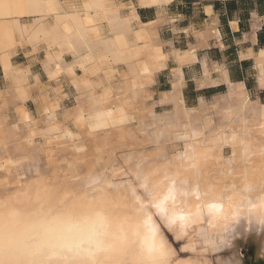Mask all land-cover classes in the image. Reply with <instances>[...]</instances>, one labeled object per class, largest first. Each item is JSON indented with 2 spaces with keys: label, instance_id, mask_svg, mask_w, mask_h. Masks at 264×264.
Masks as SVG:
<instances>
[{
  "label": "bare ground",
  "instance_id": "obj_1",
  "mask_svg": "<svg viewBox=\"0 0 264 264\" xmlns=\"http://www.w3.org/2000/svg\"><path fill=\"white\" fill-rule=\"evenodd\" d=\"M169 1L147 2L158 4ZM5 3V0H0V64L9 85L0 91V100L6 98L7 107L11 99L26 98L30 87L36 86L38 92L48 91L49 107L34 113L28 108L26 100L13 109L3 110L4 106L0 107V151L11 142L18 145L19 149H24V155L27 154L25 150H29V153L35 150L49 158V153L55 148V153L60 149L65 154L64 159L62 157V162L65 160L63 165L68 169L61 173L57 169H37L26 180H20L17 166L21 160L17 156L0 158L3 185L17 181L12 188L0 189V264H174V249L157 224V215L161 212L157 205L171 186L165 174L177 181V188L180 187L179 182H183L188 194L177 191L175 197L167 199L161 207L166 208L168 213L183 208L184 214L189 217L185 234L199 229L204 235L205 246L211 247L205 236L212 239L214 235L212 240L219 242L217 235L221 231L216 226L208 225L205 218H197V213L206 211V205L219 203L218 214L221 215L231 212L244 217L250 212L256 220L264 214L259 189L264 169V116L258 109H254L255 114H251V127L257 135L253 139L249 138L247 129L229 127L233 116L235 119L237 113L246 114L248 106H252L251 103L246 106L238 92L228 100L226 111L222 107L224 114L217 117L208 129L216 130L213 137H216L219 145L232 150L233 155L239 154L238 158L234 156L232 160L239 169L233 166L234 170L237 168L234 172L232 167L231 171L227 169L228 166H218V160L213 158L215 153L212 146L215 143H202L196 140L197 135H191L193 128L198 130V134L206 131H199L208 115L205 110L196 109L188 115L183 109L175 110L172 104L173 126L166 131L185 148L171 163L158 166L153 176H149L152 189L149 190L151 197L146 202L133 185L114 180L118 172H109L111 175L105 177L99 170L105 167V163L113 162L115 150L112 145L115 144L107 143L112 136L110 133L118 131L115 135L121 132L125 134L124 131L129 128L127 126L137 119L135 122L140 123L138 134L141 135L145 131H142V124L151 121L152 114L156 113L155 107L159 105L156 103L153 107V104L164 94H159L156 99L155 91L148 88L163 69L161 65L165 66L168 59V55L163 52V45L158 44L155 38L157 33L152 29L153 25H149L152 31L148 34L145 30L148 26L143 25L134 31L120 24L121 31L116 30L112 37L104 38L96 26L97 16L102 11H112L113 0H19L12 7H7ZM73 3L80 5L74 6ZM28 17L30 21L21 22L22 18ZM88 29L92 33H87ZM32 31L38 38H30L31 42L40 39L48 44L44 62L48 77L46 84L37 75L31 79L28 68L13 66L10 62L16 51V38L22 42ZM128 36H132L133 40L129 41ZM67 52L75 54L74 61L64 62L63 55ZM120 65H124L126 70ZM77 70L82 71V75H78ZM63 75L72 79L78 90L73 106L65 104L69 98L61 88ZM119 77L122 78L120 81L117 80ZM52 81L55 83L53 89L50 88ZM64 111L62 121L60 113ZM122 115L130 119L122 124H114ZM135 115L139 118H135ZM189 123L191 128H186L185 125ZM245 123L247 125L249 122ZM105 124L107 127H95ZM82 135L89 137L88 143L91 141L89 146L92 147L93 155L90 160L80 156L85 154V149H76L84 145ZM115 135L114 139L121 138ZM107 144L111 151L106 154ZM59 146L62 148H57ZM81 150L83 153L76 155ZM26 157L24 160L30 158ZM193 157L196 159L193 160ZM214 163L218 167L211 170V164ZM84 165L85 169L81 167ZM83 169L88 178L82 176ZM69 175L74 178L69 179ZM245 176L251 188L246 189L243 182ZM216 223H222V220ZM253 233L259 242L258 254L264 257V228L255 223H244L235 236L244 237ZM193 246L196 251L195 242L190 249L193 250ZM175 262L196 264L189 260Z\"/></svg>",
  "mask_w": 264,
  "mask_h": 264
},
{
  "label": "crops",
  "instance_id": "obj_2",
  "mask_svg": "<svg viewBox=\"0 0 264 264\" xmlns=\"http://www.w3.org/2000/svg\"><path fill=\"white\" fill-rule=\"evenodd\" d=\"M147 1L113 0L112 11L100 12L96 26L101 30L100 34L104 38H109L116 30H122L120 24L129 26L134 31L139 30L143 25L148 26L149 32L148 27L146 29L143 27L148 34L151 33L150 26L153 25L152 29L156 30L158 37L155 38L158 44L163 45V52L168 55L165 66L155 76L154 83L149 86L150 90L155 91L156 99L159 98V94L172 90V85L176 81L174 70L177 68L185 73L186 83L180 91L186 98V106L189 108L200 109L198 96L208 98L212 92L225 95L229 88L228 84H220L212 89H196L194 81H190L186 73L191 66L194 73L199 75L197 63L189 65L187 58L178 61L169 55V50L179 51L181 54L193 50L197 61H208L211 79H217L221 75L213 67L214 64H219L226 66L230 83L243 81L246 91L251 92L255 86L257 93L260 92L257 61L261 63L260 59H264L260 55L264 51V0H170L158 4L152 2L148 4ZM73 4L75 6L76 3ZM76 5L79 6L80 3ZM128 19L130 21H127ZM25 20L30 21L31 18H22L21 22ZM103 28L106 30L102 31ZM16 39V51L11 56V64L28 68L31 79L37 75L41 82L46 84L48 77L44 62L48 44L41 40L31 42L28 36L24 37L22 42L18 37ZM156 39H154L155 43ZM128 40H133V37L128 36ZM72 55L70 52L64 53V62L74 61L75 54ZM120 67L126 70L124 65ZM77 74L82 75V71L77 70ZM119 78L118 81L122 79ZM8 85L9 81L0 64V91L7 89ZM54 87V81L50 82V88ZM61 88L68 94L69 99L65 104L76 100L78 91L65 75L61 78ZM171 107L172 104L158 105L156 111L159 109L166 111Z\"/></svg>",
  "mask_w": 264,
  "mask_h": 264
},
{
  "label": "rangeland",
  "instance_id": "obj_3",
  "mask_svg": "<svg viewBox=\"0 0 264 264\" xmlns=\"http://www.w3.org/2000/svg\"><path fill=\"white\" fill-rule=\"evenodd\" d=\"M15 1H19V0H5V4L7 5V7H12L14 4H15ZM87 33L89 32L92 33L91 30H87L86 31ZM26 36H28L29 38H38L37 34L34 35L33 31L28 33ZM36 36V37H35ZM40 39H38L37 41H39ZM46 70V69H45ZM47 72V71H46ZM70 80V83L74 85V82L72 79H69ZM154 83V82H153ZM152 83V84H153ZM151 84V85H152ZM150 85V84H149ZM149 88V87H148ZM77 90V89H76ZM13 91V90H12ZM39 89L36 87V86H31L30 87V91L29 93L27 94V97L26 98H13L10 100V102L8 103L7 107H6V98H2L0 101V107L3 108V110H5V108L7 109H13L15 108V106L19 105V104H22V102L24 100H26V103L28 104V108L30 109V111L34 112V113H38L39 110L41 108H44V109H47L49 107V100H48V91L47 90H42L40 92H38ZM78 91V90H77ZM75 103V101L71 102V103H67L66 106H73ZM157 107V106H156ZM156 107H155V112L157 114H159L161 111H165L164 109H159L156 111ZM187 107V106H186ZM249 109L247 110L246 114L244 113H237L235 115V119H234V116H233V121H229V127L230 126H234L235 129H238V128H245L248 130V136L249 138L253 139L255 137H257L256 134H254L253 132V127H251L252 123H250V121H252V116L251 114H255L253 111H254V107L252 106H248ZM189 108V107H188ZM253 110H252V109ZM71 109V108H69ZM194 109H197V108H194ZM68 111V109H66ZM172 110V107L171 109H167L166 111H171ZM199 110V109H197ZM253 112V113H252ZM247 113H250V115L248 114V116L246 117L245 115H247ZM239 114V115H238ZM243 114V116H242ZM64 116H65V111L64 113H60V119L63 121L64 119ZM240 116V117H239ZM245 116V117H244ZM238 117V118H237ZM135 118H139V117H136L135 115ZM241 118V119H240ZM244 118V119H242ZM148 118H146L145 120H147ZM137 120V119H136ZM134 119V121L132 123H130L127 127V130L124 131L125 134H123V132L119 133L120 135H115L118 131H114L116 133H113L111 132L110 134H112V136H110L107 140V143L109 144H115V145H112V148H114L113 150H115V155L113 156V162L112 163H109L108 162V166L106 165V163L103 165L105 167H101V169L99 170V173L103 174V176L105 177H109V175H111L109 172H114V173H117L118 176L117 178H114V180L118 181V183H123V184H128V180L130 179L129 177V173H132L133 175L131 176V179L132 180H135V175L134 173L137 171V169L135 168V163H136V159L137 160H140L142 163H143V171H144V175H145V181H144V186H143V189L142 187H138L136 185H133L135 187V189L137 191H139L141 193V195L143 196L144 200L146 199V202L149 201L150 197H151V192L149 191L150 189H152V185H150L151 183V177L153 176L152 173L157 170V167L158 166H163V165H167L169 163L172 162V160L174 159V157L180 153L181 151L184 150L185 148V145L182 144L179 140H177L174 136L173 138V135H171L172 139L167 143V145L163 148H160V147H157L155 144L151 143L148 139L147 136L145 135H142V133H144L143 130L146 129V126L147 124L150 122V121H145L147 122L145 125L144 123L142 124V131L141 132V135L138 134V126L140 125V123L135 122L136 121ZM139 120V119H138ZM228 119H226L227 121ZM242 120H243V123H242ZM247 120V121H246ZM245 122H249L246 123ZM132 124V126H131ZM243 124V126L241 125ZM249 124V125H248ZM238 125V126H237ZM245 126H248V127H245ZM253 126V125H252ZM140 127V126H139ZM233 127V128H234ZM137 128V132H135ZM250 128V130H249ZM131 129V130H130ZM208 130V131H207ZM205 132H202V134H197V139L196 140H200V142L202 143H207L209 144L210 142L211 143H215L212 147L214 149V152L215 153L213 156L214 159L218 160L217 163L218 166L221 164V165H225L227 167V169L231 170L234 168V167H237L239 169L238 166H234L236 164H234V162H232V160L236 158H238L239 154H235L233 155L231 152L232 150L228 149V148H224L222 147L221 145H219L216 140V137L214 138L213 135H216V130L214 129H207ZM207 132V133H206ZM252 132V133H251ZM129 133L131 135V133L133 135L129 136ZM205 133V134H204ZM211 133V135H210ZM215 133V134H214ZM138 134V135H137ZM252 136H251V135ZM254 134V135H253ZM117 137H121V138H117L114 139V136ZM137 135V136H136ZM208 135H210V137H208ZM124 136V137H123ZM133 136V137H132ZM202 136V138L200 137ZM206 136V137H205ZM87 136H83L82 135V138H83V143L84 145L82 146H77L76 149H85L84 153L85 154H80L81 152L83 153V150H81L79 153H77L76 155L80 154V156H83L82 158L84 160H90L92 158V153L93 151H91L92 147L91 146V141L90 143H88L89 141V137ZM113 137V138H111ZM135 137V138H134ZM86 138V139H85ZM123 138V139H122ZM206 138V139H204ZM209 138V139H208ZM85 139V140H84ZM216 141H214V140ZM115 140V141H114ZM117 140V141H116ZM124 140V141H123ZM127 143H126V141ZM175 140V141H174ZM205 140V141H204ZM210 140V141H209ZM88 141V142H87ZM110 141H113V142H110ZM143 143H142V142ZM145 141V142H144ZM177 141V142H176ZM179 141V142H178ZM209 141V142H208ZM9 142V141H8ZM140 142V143H139ZM137 143V144H136ZM210 143V144H211ZM12 144V145H11ZM14 144V145H13ZM109 144H107V146H105V152L106 154L109 153V151H111V147H109ZM120 144V145H119ZM144 144V145H143ZM9 145V146H8ZM8 145L3 149H1L0 151V158L2 157H6V156H14V157H18L21 161H19V164L17 166L18 168V173L21 175V177H19L20 180H26L28 176L31 175V173L33 174L35 172V170L39 169V170H54V169H57L60 173L64 170H67L68 167L63 165L65 164V160L64 162L63 159H64V156L65 154L62 153V151L60 149H57L58 153H55V150L54 151H50L51 153H49L48 157L49 158H46L47 155L46 154H43L42 155V152L40 151H35L33 150V152H30L29 153V150H25V154L24 155V149H19L18 145H16L15 143H8ZM90 145V146H89ZM124 145V146H123ZM89 146V147H88ZM121 146V147H119ZM127 146V147H126ZM170 146V147H169ZM17 149H16V148ZM62 148V146H59L57 148ZM119 147V148H118ZM118 148V149H117ZM157 148V149H156ZM120 149V150H119ZM180 149V150H179ZM61 152H60V151ZM21 151V152H20ZM56 151V152H57ZM217 153H216V152ZM219 151V152H218ZM39 152V153H38ZM89 154H88V153ZM91 152V153H90ZM166 152V153H165ZM22 153V155H21ZM29 153V154H28ZM55 153V154H53ZM62 153V154H61ZM66 153V152H64ZM87 153V154H86ZM222 153V154H220ZM67 154V153H66ZM167 154V155H166ZM28 155V156H27ZM137 155V156H136ZM143 155V156H142ZM151 155V156H150ZM220 158H219V156ZM233 155V157H232ZM21 156V157H20ZM22 156L23 159H22ZM27 156V157H26ZM30 156L29 159L27 160H24L25 157L28 158ZM88 156V157H87ZM235 156V157H234ZM63 157V159H62ZM140 157V158H139ZM161 157H166V159H161ZM231 157V158H230ZM81 158V157H80ZM86 158V159H85ZM160 158V159H159ZM229 158V159H228ZM62 159V160H60ZM153 159V160H152ZM156 159V160H154ZM160 161H158V160ZM222 159L223 162H222ZM23 160V161H22ZM135 160V161H134ZM220 160V161H219ZM40 162L39 165L37 166V162ZM151 161V163H150ZM155 161V162H154ZM229 161V162H228ZM156 162H158L156 164ZM153 164L152 167L151 165H148V164ZM217 163H214V164H211L212 167L210 168L212 170L215 169V166L217 165ZM67 164V162H66ZM109 164H111L109 166ZM114 164V165H113ZM116 164V165H115ZM156 164V165H155ZM159 164V165H158ZM234 164V165H233ZM81 165V164H80ZM83 165V164H82ZM148 165V167H147ZM210 165V166H211ZM238 165V164H237ZM107 166V167H106ZM150 166V167H149ZM216 166V167H218ZM234 166V167H233ZM85 169V165L84 166H81ZM232 167V169H231ZM107 171H106V169ZM117 168V169H116ZM150 168V169H149ZM152 168V169H151ZM237 168L234 170L237 171ZM83 169V170H84ZM147 169V170H146ZM149 169V170H148ZM82 170V171H83ZM114 170V171H113ZM80 171V173L82 174L84 172V174H82V176L88 178L85 173L86 171L84 170L83 172ZM146 171V172H145ZM148 171V172H147ZM152 171V172H151ZM239 171V170H238ZM103 172V173H102ZM104 172H107L105 173L104 175ZM151 172V173H150ZM148 173V174H147ZM76 173H73L72 175H74ZM71 176V175H69ZM81 176V177H82ZM115 176V177H116ZM151 176V177H149ZM84 177H82V179H84ZM237 177V175H236ZM85 178V179H86ZM77 179V178H76ZM79 180V179H77ZM150 181V182H149ZM4 183V180L1 179L0 177V189H3L4 187H8V188H12L15 186L14 183H17V181H15L14 183L10 184V185H3ZM129 185V184H128ZM146 186V188H145ZM148 186L150 188H148ZM141 188V189H140ZM144 192H143V191ZM144 193V194H143ZM146 194V195H145ZM148 195V196H147ZM150 196V197H149ZM157 215V214H156ZM157 219H158V215H157ZM163 230V233L164 235L166 236V238L168 239L170 245L173 247L174 249V252H175V261H182V262H188L191 261V262H196L195 258L197 257L198 253H199V250L201 248V246H205L204 245V235L203 233L197 229V230H193V231H190L188 234H185L184 236H182L180 239H176L174 234L171 232V231H168L166 229H162ZM218 236V235H217ZM215 235V238L217 237ZM234 236L229 244V246L225 249H222L221 252H220V256L222 258H225V259H228V260H231V261H234L235 264H264V257H261L259 256L258 254V248H259V242L256 240V234L253 233V234H250V235H246V236H240L238 235V237ZM212 239H214V235H212L211 237ZM219 241V240H218ZM193 242L196 243V251H193L192 249H190V246L193 244ZM177 246H179V248H177ZM208 247V246H207ZM210 248V247H209ZM187 249V250H186ZM209 255H211V253H209Z\"/></svg>",
  "mask_w": 264,
  "mask_h": 264
},
{
  "label": "snow or ice",
  "instance_id": "obj_4",
  "mask_svg": "<svg viewBox=\"0 0 264 264\" xmlns=\"http://www.w3.org/2000/svg\"><path fill=\"white\" fill-rule=\"evenodd\" d=\"M210 11V9H209ZM169 55L175 58L178 61H182L185 58L188 59L189 65L192 63H197L199 68V75H196L190 66L187 70V76L190 81H194L195 88L198 90L203 89H212L216 85L220 84H228L229 88L227 90L226 95H222L218 92H212L209 94L208 98L204 96H198L197 102L199 104L200 109L205 110L208 115H206V119L202 122V127L199 131L207 130L209 125L224 114L221 111L222 107L226 111L227 110V102L228 100L237 92L240 94L241 99L243 100L244 104L247 106L249 103L255 109H258L260 114L264 116V61L259 64V88L260 92L257 93L255 86L253 87L251 92L246 91L245 87L243 86V81L238 83H230L226 66H222L219 64H214L213 67L217 73L221 75L217 79H211L210 73L208 70V61H197L196 55L194 51H190L186 54H181L176 52L175 50H170ZM261 56H264V52L261 53ZM164 67V65H161ZM182 67V65H181ZM176 71V82L172 85V90L170 92L162 94V98L153 104V107L156 106V103L159 105H168L173 104L175 105V110L183 109V111L191 115L196 109L186 107V98L180 91L183 88L185 81V73L179 69L174 70ZM171 97V99H169ZM130 118L123 116L119 121L113 122L116 123H125ZM173 112L171 111H161L159 114L153 113L151 116V121L147 124L146 129L143 135L147 136L149 141L155 144L157 147L163 148L167 145V143L172 139L171 135L166 131L167 128L173 126ZM107 125H96L95 127ZM186 128H191V124H186ZM198 134L197 129H192L191 135L195 136ZM180 138H183L182 136ZM186 155V154H185ZM161 159H166V157H161ZM183 159V157H181ZM196 158L193 157V160ZM39 161L37 162V166L39 165ZM135 168L137 171L134 173L135 180L131 179L132 173H129L130 179L128 180V184L130 186L136 185L138 187L144 186L145 175L143 172V163L139 160L135 163ZM74 178L73 176H69V179ZM165 179L169 181L171 185L166 193L165 197L162 199L160 204L157 205L158 208H161V212L158 216L159 229L162 233V229H166L171 231L176 239H180L182 236L185 235V228L187 223L189 222V217H187L184 213L185 210L182 208L175 213H168L166 208H162L167 199L174 198L177 191L182 192L184 195L188 194V190L183 186V182H179L180 187L177 188V181L173 178L167 176L165 174ZM243 182L247 188H251V185L247 184V176L243 178ZM260 192L262 193L261 203L264 204V169H262L261 175V183L259 185ZM231 198L229 197V200ZM219 203H211L206 205V211L197 213V218H205L206 222L210 226H216L221 231L218 234L217 239L219 242L215 240L209 239L205 236V240L207 243L211 245V247L201 246L197 257L195 258L196 264H235L234 261L222 258L220 256V252L222 249H225L229 246L232 238L235 236L239 227L247 223L252 225L255 223L257 226L264 228V214H261L260 217L256 220L253 219L251 213L249 212L244 217H241L238 214H233L231 212H226L221 214L219 213L220 209ZM218 220H222V223H216ZM163 234V233H162ZM179 248V246H177ZM187 250V249H186ZM193 251H195V247L193 246ZM211 253V255H209ZM174 264L177 262L174 261Z\"/></svg>",
  "mask_w": 264,
  "mask_h": 264
}]
</instances>
